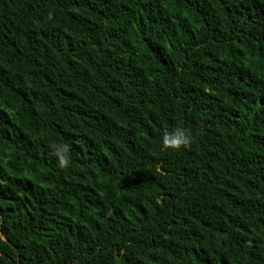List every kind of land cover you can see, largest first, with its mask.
<instances>
[{"label": "trees", "instance_id": "trees-1", "mask_svg": "<svg viewBox=\"0 0 264 264\" xmlns=\"http://www.w3.org/2000/svg\"><path fill=\"white\" fill-rule=\"evenodd\" d=\"M0 264H264V0H0Z\"/></svg>", "mask_w": 264, "mask_h": 264}, {"label": "clouds", "instance_id": "clouds-1", "mask_svg": "<svg viewBox=\"0 0 264 264\" xmlns=\"http://www.w3.org/2000/svg\"><path fill=\"white\" fill-rule=\"evenodd\" d=\"M193 141L192 135L183 127H176L172 130H164L160 140V148L164 151H180L181 149L188 148ZM69 152V146L64 144L57 149L58 165L61 168H67L70 160L66 155Z\"/></svg>", "mask_w": 264, "mask_h": 264}]
</instances>
